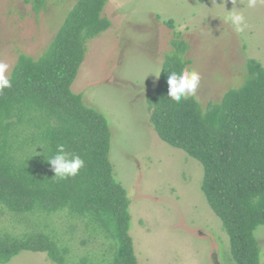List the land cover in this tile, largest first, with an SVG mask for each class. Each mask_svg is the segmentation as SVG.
Returning <instances> with one entry per match:
<instances>
[{
    "label": "trees",
    "instance_id": "obj_1",
    "mask_svg": "<svg viewBox=\"0 0 264 264\" xmlns=\"http://www.w3.org/2000/svg\"><path fill=\"white\" fill-rule=\"evenodd\" d=\"M108 1L77 0L38 59L18 57L11 88L0 92V205L16 215L65 210L83 222L89 238L106 241L97 264H137L130 201L109 160L108 121L71 91L88 42L111 26L103 15ZM27 2L38 14L46 0ZM164 24L174 29L173 21ZM169 45L147 97L149 124L162 142L202 165L201 191L229 237L235 264H262L254 232L264 226V67L248 58L240 86L219 101L177 103L167 78L187 68L188 45L177 32ZM61 144L85 162L75 177L55 178L48 163ZM21 252L68 264L70 251L44 229L0 233V264ZM76 264L93 263L83 257Z\"/></svg>",
    "mask_w": 264,
    "mask_h": 264
},
{
    "label": "rangeland",
    "instance_id": "obj_2",
    "mask_svg": "<svg viewBox=\"0 0 264 264\" xmlns=\"http://www.w3.org/2000/svg\"><path fill=\"white\" fill-rule=\"evenodd\" d=\"M76 1L46 0L35 14L27 0H0V62L9 65L7 77L21 54L38 59L44 53ZM232 9L243 12V32L224 22ZM103 15L111 26L88 42L71 91L108 121L109 160L130 201L137 264H235L229 237L201 191L202 165L158 138L149 124L147 97L157 86L173 32L188 45L187 68L200 75L190 97L202 107L240 86L246 59L264 67V3L109 0ZM169 20L174 29L164 24ZM63 212L16 215L0 205V233L44 229L69 248L68 264L83 257L97 264L106 241L89 238L83 222ZM254 236L264 264V226ZM6 264L53 263L43 253L21 252Z\"/></svg>",
    "mask_w": 264,
    "mask_h": 264
},
{
    "label": "clouds",
    "instance_id": "obj_3",
    "mask_svg": "<svg viewBox=\"0 0 264 264\" xmlns=\"http://www.w3.org/2000/svg\"><path fill=\"white\" fill-rule=\"evenodd\" d=\"M264 3V0H260ZM256 0H248V7H254ZM224 22L229 24L234 31L243 32L247 27L242 10L232 9L226 11ZM9 65L0 62V92L6 88H11V81L5 75ZM156 76V75H155ZM157 79L159 76H156ZM168 96L171 100L179 103L195 95L200 84V75L195 70L184 68L179 72L172 71L167 78ZM55 173V178L68 179L78 175L80 169L84 167V160L80 155L68 153L64 145H58L56 152L47 159Z\"/></svg>",
    "mask_w": 264,
    "mask_h": 264
}]
</instances>
